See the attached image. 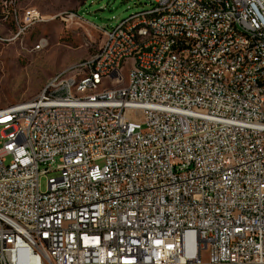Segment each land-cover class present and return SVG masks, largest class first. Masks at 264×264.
Wrapping results in <instances>:
<instances>
[{
  "label": "built area",
  "instance_id": "2783aa9c",
  "mask_svg": "<svg viewBox=\"0 0 264 264\" xmlns=\"http://www.w3.org/2000/svg\"><path fill=\"white\" fill-rule=\"evenodd\" d=\"M20 1L6 0L19 34L43 20ZM137 12L154 37L122 19L80 69L85 84L117 79L116 58L147 40L123 92L78 98L60 70L58 86L0 108V264H264V64L234 51H264V0H151ZM233 29L251 43L223 39ZM214 61L234 76L217 77Z\"/></svg>",
  "mask_w": 264,
  "mask_h": 264
},
{
  "label": "rangeland",
  "instance_id": "374dc122",
  "mask_svg": "<svg viewBox=\"0 0 264 264\" xmlns=\"http://www.w3.org/2000/svg\"><path fill=\"white\" fill-rule=\"evenodd\" d=\"M151 0H21L19 9L35 7L43 20L19 34L14 12L0 0V108L37 95L56 72L70 68L95 53L103 40L102 28H112L122 19L150 6ZM18 11V8H17ZM77 12L81 17L62 20L60 14ZM18 13V12H17ZM45 37L47 45H36ZM126 75L128 70L125 69ZM3 127L0 126V135ZM40 176L46 190L49 177ZM207 253H204V255Z\"/></svg>",
  "mask_w": 264,
  "mask_h": 264
},
{
  "label": "bare ground",
  "instance_id": "6f19581e",
  "mask_svg": "<svg viewBox=\"0 0 264 264\" xmlns=\"http://www.w3.org/2000/svg\"><path fill=\"white\" fill-rule=\"evenodd\" d=\"M18 6H11L14 12ZM157 17H164V10H157ZM147 12H136V18H126L124 20V30H131L133 27H139L146 31V38L154 37L152 22H146ZM235 38L243 40L244 43H251L250 32L242 29H233V31H224L223 39ZM158 44H169V37H158ZM148 48L147 40H139L138 45L133 46V53L121 54L116 58V66L120 70V77H101L95 83L85 84L90 79V71H80L86 66L87 58L80 60L68 69L62 70L63 77H73V87H78V98H86L91 95H100L104 89L109 92H123L126 84H129V67H142V49ZM234 51H237L238 57H249V53H254L255 61L264 64V51H257V46L245 48V44H234ZM176 57H183V49H176ZM189 62H199V55H189ZM128 70V75L125 73ZM211 69L217 70V77L234 76V69L231 66H224V61L211 62ZM154 76H164V69H154ZM46 86H58V79H49ZM254 97L263 98L262 90H254Z\"/></svg>",
  "mask_w": 264,
  "mask_h": 264
}]
</instances>
